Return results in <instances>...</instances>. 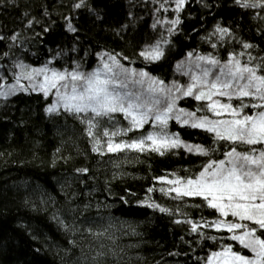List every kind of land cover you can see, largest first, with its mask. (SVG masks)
<instances>
[{
  "label": "trees",
  "instance_id": "16d2710c",
  "mask_svg": "<svg viewBox=\"0 0 264 264\" xmlns=\"http://www.w3.org/2000/svg\"><path fill=\"white\" fill-rule=\"evenodd\" d=\"M78 2L0 0V36L5 37L0 40V91L16 84L21 69L14 65L20 63L29 70L47 64L58 71L79 64L81 71L91 72L99 66L100 54H120L117 59L126 68L146 71L170 85L187 79L176 65L186 63L189 52L193 60L209 53L223 60L230 52L242 62L249 54L256 57L254 63L264 57V11L242 8L235 0H186L179 12L175 0H86L85 7L75 9ZM177 18L180 23L173 27L170 22ZM69 22L76 32L68 30ZM217 25L230 35L223 40L213 35ZM158 40L161 59L139 55ZM243 43L254 47L244 49ZM241 52L245 55L239 56ZM26 81L22 77L20 83L27 90L0 96V264H206L221 245L240 248L229 233L209 226L223 218L202 197L177 198L159 179L169 173L193 176L207 157L186 152L184 146L164 155L93 151L96 139L107 141L105 129L128 127L124 115L113 114L111 122L104 118L90 137L84 113L67 112L62 105L47 112L56 96L45 97ZM204 103L184 97L177 107L194 111ZM151 123L113 139L147 135ZM168 131L179 133L189 145L213 144L214 134L175 119ZM224 150L214 158L223 159ZM192 224L199 225L197 231Z\"/></svg>",
  "mask_w": 264,
  "mask_h": 264
},
{
  "label": "snow or ice",
  "instance_id": "6c2138e0",
  "mask_svg": "<svg viewBox=\"0 0 264 264\" xmlns=\"http://www.w3.org/2000/svg\"><path fill=\"white\" fill-rule=\"evenodd\" d=\"M235 2L242 8H259L264 11V0ZM185 3L186 0H175V10L179 12ZM85 6L86 0H79L73 5L75 9ZM161 8H164L163 4ZM164 10L167 11L166 8ZM31 23L29 21V26ZM170 23L175 27L180 20L177 18ZM173 27L168 29L169 33H172ZM68 30L77 31L71 22L68 23ZM216 34H219L221 40L230 35L229 29L220 25L216 26L213 35ZM18 35L10 39L16 41ZM3 39L5 37L0 36V40ZM161 42L158 40L147 46L139 55L146 60L161 59L164 55ZM211 47L215 49L217 44L212 43ZM242 47L250 49L254 45L243 43ZM118 55L100 54V66L91 72L81 71L79 64L71 71H58L49 68L47 64L29 70L28 65L15 64L16 68L21 69L15 76L16 84L8 86L6 91H0V96L6 98L17 90H27L20 83L23 77L32 82L33 91L38 89L45 97L53 89L56 90L57 100L46 109L47 112H56L62 105L67 112L77 115L84 113L90 137L95 136L93 129L99 127L104 118L111 122L113 114L122 113L129 120L128 127L111 132L105 129L103 132L108 138L105 142L108 152L148 150L164 155L166 151L184 146L189 152L207 157V162L193 176L159 179L172 185L167 191L175 192L177 198L202 197L207 206L223 218L210 222L209 226L215 227L218 232L226 231L230 234L228 239L240 246L234 250L231 244L221 245L220 251L207 256L206 264H264V57L254 63L256 57L249 54L248 61L242 62L237 54L230 52L223 60L211 53L197 55L193 60V53L189 52L187 62L176 65L180 74L189 78L188 82L181 84L174 80L168 85L146 71L126 68L117 59ZM243 55L244 52L239 53V56ZM38 77L43 79L38 80ZM3 87L0 85V88ZM184 97L206 103L194 111L178 108L177 102ZM220 97H226L228 102H221ZM233 100L238 103L234 105ZM207 113H212L216 118L209 117ZM225 116L227 118H223ZM172 119L182 125L214 134L213 144L205 148L182 141L179 133L168 131V123ZM149 121L159 131L129 140L114 141L113 137L142 129ZM221 148L225 149L221 152L224 158H214ZM93 151H101L99 139H96ZM79 171L86 173L87 169ZM148 206L159 208L161 212L168 211L159 205ZM229 217L232 219L229 220ZM198 227L192 224V231H197ZM209 238L213 241L217 239ZM243 250L251 255L245 254Z\"/></svg>",
  "mask_w": 264,
  "mask_h": 264
},
{
  "label": "bare ground",
  "instance_id": "6f19581e",
  "mask_svg": "<svg viewBox=\"0 0 264 264\" xmlns=\"http://www.w3.org/2000/svg\"><path fill=\"white\" fill-rule=\"evenodd\" d=\"M221 101L222 102H224V103H226V102H228L227 101V99H221ZM105 142L106 141H103V142H101V147H103V148H106V145H105ZM186 152H188V151H186ZM158 155H160L159 153H157ZM165 154H166V152H165ZM173 174V175H172ZM163 177H166L168 180H172V179H175V178H177V176H175V173H169V174H167V175H163ZM162 181V180H161ZM162 182H164L165 184H163V185H166L167 187H172V185H169V184H167L165 181H162ZM220 249H221V247L219 248V249H215V250H213L212 252H214V251H220ZM211 252V253H212ZM211 253H210V255H211ZM248 255H251V253H247ZM205 263H206V261H205Z\"/></svg>",
  "mask_w": 264,
  "mask_h": 264
},
{
  "label": "rangeland",
  "instance_id": "374dc122",
  "mask_svg": "<svg viewBox=\"0 0 264 264\" xmlns=\"http://www.w3.org/2000/svg\"><path fill=\"white\" fill-rule=\"evenodd\" d=\"M106 59V58H105ZM99 66H100V63H99ZM98 67V66H97ZM96 67V68H97ZM184 78H187L186 80L185 79H183V80H181V81H179V79L177 80L179 83H181V84H184V83H186V82H188V80H189V78L187 77V76H185ZM38 80H42L43 78L42 77H38L37 78ZM25 80H27V79H25ZM31 83L32 82H30V81H26V84H29L30 86H31ZM55 89H53L50 93H53L54 95H55ZM56 96V95H55ZM220 99V98H219ZM56 100H57V97L55 98V102H56ZM221 100V99H220ZM222 102V101H221ZM54 104V103H53ZM223 118H227L226 116L225 117H223ZM151 122V121H150ZM128 123H129V120H128ZM152 124V131H159V129L158 128H154L153 127V122L151 123ZM101 149H106V148H103V147H101Z\"/></svg>",
  "mask_w": 264,
  "mask_h": 264
}]
</instances>
